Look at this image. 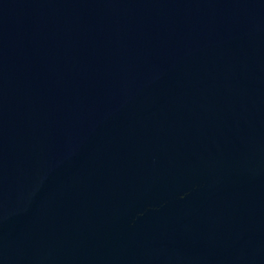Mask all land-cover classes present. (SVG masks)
<instances>
[{
	"label": "water",
	"instance_id": "95a60500",
	"mask_svg": "<svg viewBox=\"0 0 264 264\" xmlns=\"http://www.w3.org/2000/svg\"><path fill=\"white\" fill-rule=\"evenodd\" d=\"M0 264H264V0H0Z\"/></svg>",
	"mask_w": 264,
	"mask_h": 264
}]
</instances>
